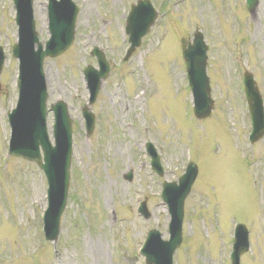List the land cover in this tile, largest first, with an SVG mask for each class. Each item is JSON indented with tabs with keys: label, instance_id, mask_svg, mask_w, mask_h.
I'll list each match as a JSON object with an SVG mask.
<instances>
[{
	"label": "rangeland",
	"instance_id": "1",
	"mask_svg": "<svg viewBox=\"0 0 264 264\" xmlns=\"http://www.w3.org/2000/svg\"><path fill=\"white\" fill-rule=\"evenodd\" d=\"M72 1L79 7L74 40L43 65L50 72L48 103L65 100L72 119L68 199L52 243L41 232L47 206L42 170L36 162L7 156V112L18 93V61L11 56L17 26L13 1L0 0V264H145L139 247L147 231L155 228L169 238L161 184L177 181L188 159L197 177L185 199L173 264H229L236 222L246 225L250 242L240 264H264V135L249 144L241 77L247 70L254 75L264 101V0L252 14L245 0H150L157 18L127 61L124 20L136 0ZM46 3L34 0L42 43L49 37ZM196 29L208 45L213 99L211 113L201 120L191 111L179 39L190 41ZM93 46L104 52L110 71L90 105L95 121L86 135L81 109L89 95L82 69L97 68L89 55ZM46 121L51 136V111ZM147 141L160 157L162 176L150 167ZM143 199L148 219L137 212ZM99 246L101 256L95 254Z\"/></svg>",
	"mask_w": 264,
	"mask_h": 264
},
{
	"label": "water",
	"instance_id": "2",
	"mask_svg": "<svg viewBox=\"0 0 264 264\" xmlns=\"http://www.w3.org/2000/svg\"><path fill=\"white\" fill-rule=\"evenodd\" d=\"M16 8V23L18 25V42L13 46V57L19 60V76L17 82L18 101L16 107L8 114L11 127L9 152L27 160L37 161L44 171L48 181V207L44 213L45 237L49 241H56L60 229V217L66 205L69 186V167L72 154L71 119L66 103L62 100L50 106L54 112L52 146L46 129V99L47 87L43 71V60L47 56L55 57L70 46L74 38V26L78 7L71 0H48V29L50 38L46 41L45 49L38 40L35 31L33 0H14ZM257 0H247L250 11H254ZM157 13L149 0H138L132 5L127 16L126 33L129 35L130 47L126 51V58L140 44L141 37L153 24ZM203 35L200 31L193 34L192 43H186L181 38L182 55L186 64L187 77L194 100V114L198 118L209 115L212 108L210 85L206 75V50ZM91 55L96 56L99 70L92 66L84 69V76L89 89V103L91 104L100 89L102 80L108 75L109 65L101 50L94 47ZM0 48V70L4 61ZM252 75L244 74V92L249 103L252 120L250 140H258L264 134V107L262 97L255 87ZM82 116L86 120L87 134L91 133L94 116L88 106L82 109ZM147 152L152 156V166L157 173L162 174L158 156L150 143H146ZM42 150L43 159L40 149ZM197 174L194 163H189L186 171L176 182H164L162 199L166 202L171 216L168 241L160 239V234L153 230L147 236L142 247L147 264H172V254L180 245L181 225L183 218L184 199L189 193ZM127 179L131 174L126 175ZM142 208V209H141ZM140 210L148 216L144 204ZM143 216V217H144ZM248 249L247 231L239 225L235 232L231 264H239L240 255Z\"/></svg>",
	"mask_w": 264,
	"mask_h": 264
},
{
	"label": "bare ground",
	"instance_id": "3",
	"mask_svg": "<svg viewBox=\"0 0 264 264\" xmlns=\"http://www.w3.org/2000/svg\"><path fill=\"white\" fill-rule=\"evenodd\" d=\"M36 15H38L39 16V18L43 21L44 20V9L43 8H40L38 5L36 6ZM45 76H46V79H48V77L50 76V72H49V70L47 71H45ZM37 198H35V197H33V200L32 201H35ZM101 249V247L99 246V248L97 247L96 249H95V254H97V255H99V256H101L102 254H103V251L102 250H100ZM96 250H97V252H96Z\"/></svg>",
	"mask_w": 264,
	"mask_h": 264
}]
</instances>
